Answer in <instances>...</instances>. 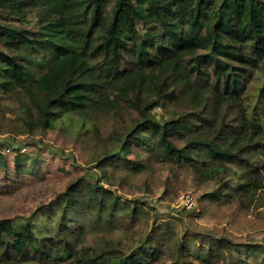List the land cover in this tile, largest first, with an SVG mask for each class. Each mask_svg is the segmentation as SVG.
<instances>
[{"label":"trees","instance_id":"trees-1","mask_svg":"<svg viewBox=\"0 0 264 264\" xmlns=\"http://www.w3.org/2000/svg\"><path fill=\"white\" fill-rule=\"evenodd\" d=\"M66 120L94 176L1 217L0 264H264V243L242 247L119 191L191 182L200 211L262 207L264 0H0V134ZM5 144V182L40 175Z\"/></svg>","mask_w":264,"mask_h":264},{"label":"rangeland","instance_id":"rangeland-1","mask_svg":"<svg viewBox=\"0 0 264 264\" xmlns=\"http://www.w3.org/2000/svg\"><path fill=\"white\" fill-rule=\"evenodd\" d=\"M73 124L66 120L65 131L58 127L43 133L26 136H12L0 134L2 148L5 143H12L20 149L22 160L35 159L38 162L40 175L12 176V180L19 181L17 185L5 182L0 176V218L25 216L36 208L49 204L65 186L81 176H94L88 170L85 153L81 151L78 141L74 137ZM12 150V149H11ZM7 155L11 165L16 153L12 150ZM30 162V161H29ZM102 183L106 184V181ZM162 188L151 195L136 193L133 186L121 188L119 191L127 198L138 196L146 200L159 212L160 216L180 214L184 222L202 232L214 233L216 236H226L235 243L244 246L260 245L264 243V203L255 213L237 214L229 216L222 208L212 205L205 211H200V200L203 190L195 188L191 182L186 187L170 189L166 194ZM188 190L193 192L194 203L189 209L178 206L180 197ZM207 202V200H206ZM163 214V215H162ZM188 215V216H187ZM35 229L51 226L46 221H37ZM244 252V248H240ZM251 262V258H249Z\"/></svg>","mask_w":264,"mask_h":264},{"label":"built area","instance_id":"built-area-1","mask_svg":"<svg viewBox=\"0 0 264 264\" xmlns=\"http://www.w3.org/2000/svg\"><path fill=\"white\" fill-rule=\"evenodd\" d=\"M10 151L9 148H1L0 147V153L3 154H8ZM194 203V197H193V192L191 190H188L185 194H183L180 199L178 206L183 208V209H189L193 206Z\"/></svg>","mask_w":264,"mask_h":264}]
</instances>
